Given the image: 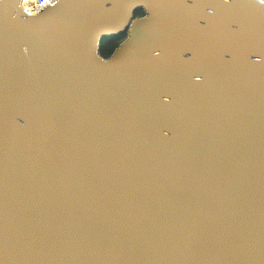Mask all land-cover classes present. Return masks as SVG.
I'll list each match as a JSON object with an SVG mask.
<instances>
[{"label": "water", "instance_id": "95a60500", "mask_svg": "<svg viewBox=\"0 0 264 264\" xmlns=\"http://www.w3.org/2000/svg\"><path fill=\"white\" fill-rule=\"evenodd\" d=\"M0 264H264V0H0Z\"/></svg>", "mask_w": 264, "mask_h": 264}, {"label": "trees", "instance_id": "16d2710c", "mask_svg": "<svg viewBox=\"0 0 264 264\" xmlns=\"http://www.w3.org/2000/svg\"><path fill=\"white\" fill-rule=\"evenodd\" d=\"M142 14L143 13L141 11L136 12L135 16H141ZM124 38L125 34H119L114 37L103 39L100 46V55L103 57H108Z\"/></svg>", "mask_w": 264, "mask_h": 264}, {"label": "built area", "instance_id": "2783aa9c", "mask_svg": "<svg viewBox=\"0 0 264 264\" xmlns=\"http://www.w3.org/2000/svg\"><path fill=\"white\" fill-rule=\"evenodd\" d=\"M52 0H21L22 10L29 15L36 14Z\"/></svg>", "mask_w": 264, "mask_h": 264}]
</instances>
